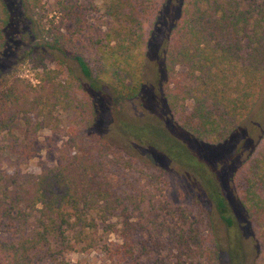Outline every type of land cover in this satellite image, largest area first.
I'll return each mask as SVG.
<instances>
[{"label":"trees","instance_id":"trees-1","mask_svg":"<svg viewBox=\"0 0 264 264\" xmlns=\"http://www.w3.org/2000/svg\"><path fill=\"white\" fill-rule=\"evenodd\" d=\"M166 6L167 0H56L47 14L40 0H0V48L13 41L8 28L21 8L36 81L8 84L0 62V131L18 116L28 128L41 117L40 128L55 109L72 115L56 167L38 176L0 172V221L11 234L0 239V264H71L66 254L87 250L100 252L106 264H218V223L231 228L233 217L211 168L184 148L168 147L166 157L190 166L200 185L190 205H171L163 199V171L97 129L96 101L140 95L146 47ZM91 13L100 15L96 31L87 26ZM174 19L163 47L165 105L196 141L221 145L262 90L264 0H183ZM238 176L239 202L260 247L255 264H264V133Z\"/></svg>","mask_w":264,"mask_h":264},{"label":"rangeland","instance_id":"rangeland-1","mask_svg":"<svg viewBox=\"0 0 264 264\" xmlns=\"http://www.w3.org/2000/svg\"><path fill=\"white\" fill-rule=\"evenodd\" d=\"M47 14H52L56 0H40ZM183 0H167L159 23L149 40L144 61V85L140 95L132 101H117L114 104L97 102L99 134L131 154H142L163 171L166 183L163 199L174 206H188L199 195L200 185L192 168L180 161L166 157L168 147L177 145L195 155L214 172V177L224 193L233 217V226L227 228L218 223L220 244L218 264H255L259 244L253 237L252 227L247 222L239 202L242 182L238 171L241 164L259 146L264 133V77L259 99L253 110L241 121L233 135L221 145L208 147L181 130L173 121L164 102L167 78L164 71L163 47L167 25L175 21L178 7ZM9 25V34L15 35L7 47L0 48V60L6 71V81L11 84L21 80V86L35 84L32 58L25 55L27 43H23L21 29L26 18L21 8ZM98 13L87 17L89 30H98L101 24ZM50 16L49 18H51ZM59 25V24H58ZM0 75H2L0 73ZM32 115H30V118ZM27 127L24 119L15 117L6 130L0 131V172L38 176L56 167L61 150L67 140V127L72 115L55 109L52 119L37 127L35 117ZM130 126L129 130L123 126ZM151 129L153 134L144 131ZM11 234L0 221V239L9 240ZM114 240V237H110ZM71 264H106L96 250L69 253L64 256Z\"/></svg>","mask_w":264,"mask_h":264}]
</instances>
